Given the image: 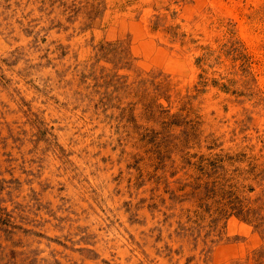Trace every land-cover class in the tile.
Instances as JSON below:
<instances>
[{"label":"rangeland","instance_id":"374dc122","mask_svg":"<svg viewBox=\"0 0 264 264\" xmlns=\"http://www.w3.org/2000/svg\"><path fill=\"white\" fill-rule=\"evenodd\" d=\"M0 264H264V0H0Z\"/></svg>","mask_w":264,"mask_h":264}]
</instances>
